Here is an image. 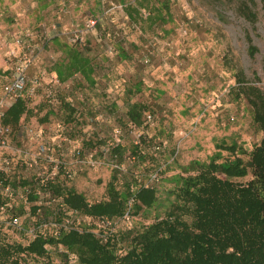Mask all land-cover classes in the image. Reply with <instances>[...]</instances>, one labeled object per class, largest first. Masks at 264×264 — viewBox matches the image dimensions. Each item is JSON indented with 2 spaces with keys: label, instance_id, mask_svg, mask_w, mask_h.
<instances>
[{
  "label": "rangeland",
  "instance_id": "374dc122",
  "mask_svg": "<svg viewBox=\"0 0 264 264\" xmlns=\"http://www.w3.org/2000/svg\"><path fill=\"white\" fill-rule=\"evenodd\" d=\"M243 1L156 0L157 6L150 8L153 0H141L143 8L146 9L144 12L149 13V16L141 13L144 19L142 30L147 34L145 39L150 36L147 43L159 47L162 41L169 38L164 34L173 32L172 38L177 42V46L185 48L183 53L175 56V63L179 62L177 72L165 65L163 73L158 76L153 86L145 83L143 90L139 91L127 87L120 92L118 89L109 91L110 86L115 88L120 82L125 85L128 78L134 79L137 74L136 68L132 71L127 70L126 65L121 64L117 57V66L121 65L124 68L122 73L114 71L113 74L109 73V76L101 78L98 91L91 88L80 90L87 98H94L97 102H106L105 98L108 96L110 104L114 102L104 109L109 116L108 119L93 122L91 129L104 139L105 145L111 146L115 140L121 141L128 149V153L122 165L119 159L112 158L108 162L107 159L97 158L101 165L88 174L79 176L75 181V187L89 202L106 200L107 187L114 172H118V186L123 188L128 180L126 172L130 167L136 171L137 182L142 181L143 184L155 186L158 191V202L154 207L145 209L143 213L130 217L129 220L118 222L116 224L118 227L114 230H139L152 224L156 218H162L169 208L168 197L174 200L171 190L175 189L178 176L184 168H189L195 163L208 165L215 160L222 163L234 160L235 157L249 161L252 151L263 139V132L254 121L252 106L238 91L237 78L242 73L249 84L260 88L264 93V10L262 0H256L254 9L258 13V20L252 24L240 13ZM166 17L175 20V23H168L156 29L155 20ZM81 28L85 30L86 25ZM152 28L156 30L151 32ZM68 31L66 36L69 38L71 31ZM89 33L90 31L85 34L86 40ZM247 34L250 35L253 45L258 48L255 56L249 53ZM147 43H144V46L148 45ZM130 45L131 43L128 44L124 56L128 62H135V50L130 48ZM67 47L64 46V49ZM169 49L168 43L163 45V49H157L159 53L165 55L160 54L161 63H164L162 58L164 60L167 58ZM49 50L50 55L42 56V60L40 57L41 63L32 71L36 76L42 77L45 71L54 70L55 64L51 66L52 58L58 60L61 57L55 54L58 52L53 48ZM102 64L103 68L107 67L104 61ZM2 75L7 77L8 73ZM148 77L154 78L151 75ZM3 80L6 81L4 77L0 81ZM65 97L66 93H63L61 98ZM40 99L35 98V102L32 101L30 103L32 105H29L34 108L31 109L32 113L29 110L31 117H34L33 120L23 121L21 118L15 129L22 128L25 124L47 123L51 124L52 128L48 129V132H57L58 122L65 124L72 122L64 104L59 106L58 111L61 115L56 117L55 108ZM114 99H117L118 104H115ZM133 104H144L155 114L154 122L141 128H129L127 114ZM120 129L122 136L118 137L116 132ZM143 132L149 138L155 139L157 143H154V146L163 142L166 147L153 155L151 153L147 158L144 157L140 162L131 161L128 159L129 153L134 150L138 136ZM231 146L237 147L236 155L220 149ZM119 165L122 166L119 169L121 171L116 169ZM151 165L153 169H149ZM154 174H157V179L153 178ZM251 179L252 175L249 173L246 177L234 178L233 182L244 184ZM157 205L160 207H156ZM13 208L20 217V230L11 224L14 217L9 212ZM77 218L80 221L78 223L88 228L90 220L83 216ZM33 220L26 215L22 202H18L16 207L15 202H11L8 210L0 212V238L10 243L29 244L35 235L30 231ZM103 230L108 234L107 228ZM95 232L98 233L99 230ZM63 253L61 247L50 248L47 259H32L30 264H47L48 260L49 264H78L75 256L71 255L69 260H66Z\"/></svg>",
  "mask_w": 264,
  "mask_h": 264
},
{
  "label": "trees",
  "instance_id": "16d2710c",
  "mask_svg": "<svg viewBox=\"0 0 264 264\" xmlns=\"http://www.w3.org/2000/svg\"><path fill=\"white\" fill-rule=\"evenodd\" d=\"M255 1L244 0L240 6V13L252 24L258 20ZM262 5L264 10V0ZM246 39L250 55L255 56L258 48L253 45L249 34ZM69 45L86 47V43ZM54 64V71H58L60 80L65 81V76L77 72L83 63L81 56H78L71 65ZM74 65H77V69L73 71ZM67 70L72 72L65 75ZM237 81L238 91L252 106L254 121L264 135V93L249 84L242 73ZM64 105L72 120L75 109L67 103ZM29 110L30 107L19 100L9 109L4 122L17 126L23 115L29 114ZM148 111L144 104H133L127 114L129 128L149 125L144 118ZM87 115L96 118L95 110H90ZM86 122L82 123L85 125ZM75 132L84 134L80 127ZM87 135L100 138L91 128L85 133ZM102 143L105 144L104 140ZM121 143L117 140L112 142L111 160L119 159L122 165L128 149ZM154 143H157L154 138L141 133L139 143L130 151L128 159L140 162L151 153H156L157 146L160 149L166 147L163 142L155 146ZM220 149L233 155L237 152L235 146ZM149 169H153L152 165ZM249 173L252 179L247 183L233 182L234 178L246 177ZM126 176L128 180L120 188L118 172H114L107 187V199L96 202H89L75 187L74 181L66 184L61 180L52 184L55 194L63 199L61 204L64 209L56 205V209L60 207L57 211L50 208L45 215L38 216L36 212L39 206L33 207L34 215L29 218L35 219L32 222V227L36 226L34 238L27 245L0 238V264H30L32 259H47L50 248L60 247L66 260L73 255L78 264H264V137L252 151L249 161L235 157L222 163L215 160L208 165L195 163L184 168L175 189L171 190L174 200L170 197L167 199L169 208L164 216L156 218L143 229L114 230L127 213L133 218L158 202L155 186L137 182L136 171L130 167ZM79 216L90 219L88 228L78 223ZM66 219H73L69 230L65 229ZM105 219L113 222L108 234L103 230L106 228L99 224Z\"/></svg>",
  "mask_w": 264,
  "mask_h": 264
},
{
  "label": "built area",
  "instance_id": "2783aa9c",
  "mask_svg": "<svg viewBox=\"0 0 264 264\" xmlns=\"http://www.w3.org/2000/svg\"><path fill=\"white\" fill-rule=\"evenodd\" d=\"M123 7L121 4L111 5L105 14L109 15ZM144 14L149 16V13ZM98 23V18L89 17L86 29H73L68 42L72 45L85 44L86 32L96 28ZM37 40L38 36L32 30L23 31L12 42L0 36V51L4 54L8 73L0 93V212L8 210L11 202H15V207L18 202H22L28 217L34 215L32 209L36 206H39L36 212L38 216L45 215L50 208L53 211L60 207L64 209L61 204L63 199L55 194L52 184L61 180L66 184L74 181L75 184L79 176L101 165L97 158L111 161V146L103 144L102 137L85 136L95 119L87 115L94 108L80 92L85 86L82 74L75 72L69 80L61 81L54 70L45 71L42 77L32 73L38 67L44 49ZM109 51L114 54L116 49L111 45ZM59 59L52 58L51 66L59 62ZM63 93H66L64 99L61 98ZM35 98H41L42 102L54 107L57 114L59 106L67 103L75 109L72 122H58L57 132H48V129H52L51 124H25L22 128L15 129L16 126L4 122L9 109L17 101L22 100L29 106L32 101L35 102ZM144 118L150 124L154 122L155 114L148 111ZM85 120L87 122L84 125L82 122ZM77 127L82 128L84 134L75 132ZM116 135L120 137L122 130H117ZM139 136L136 144L139 143ZM89 142L91 143L86 145ZM159 150L160 147L157 146L156 151ZM121 167L119 165L116 168ZM153 178L157 179V174ZM56 205L60 207L56 209ZM9 213L17 217L13 218L11 224L20 230L17 212L13 208ZM129 219L127 213L123 221ZM72 223L73 219H66L65 229L69 230ZM112 223L105 219L99 224L110 229ZM54 227L57 228L55 225ZM35 230L36 226H33L30 231ZM103 235L106 239V235Z\"/></svg>",
  "mask_w": 264,
  "mask_h": 264
},
{
  "label": "crops",
  "instance_id": "0c3cea01",
  "mask_svg": "<svg viewBox=\"0 0 264 264\" xmlns=\"http://www.w3.org/2000/svg\"><path fill=\"white\" fill-rule=\"evenodd\" d=\"M155 2L156 0L151 2L150 8L157 6ZM120 4L124 6L123 9H116L109 15L105 14L108 7ZM144 10L146 9L143 8L141 0H0V36L12 42L23 31L32 29L38 36L39 41L37 40V42L40 43L42 49L44 48L41 60L42 56L50 55L49 49L51 48L58 52H55V54L61 56L59 65L63 64V66H66L69 63L71 65L75 59H78V56H81L83 64L79 65L80 68H78L77 72H80L84 78L83 82L85 86L82 88H91L97 91L98 87H100L99 80L101 78L109 76V73L113 74L114 71L118 73L124 71L121 65L117 66L116 59L118 57L121 60V64L126 65L127 70L131 69L132 71L133 68H136L137 74L134 79L128 78V84L124 85L123 82H120L115 88L110 86L109 91L118 89L120 92V90L126 87L139 91L140 89L143 90L145 83L152 86L155 85V80L163 73L165 65L169 66L172 71L177 72L179 62L175 63V56L185 51L183 46H177V42L172 38L173 32L164 34L169 38L162 41L159 47L154 46L155 44L151 45L147 43L150 36L145 39L147 34L142 30V22L144 21L142 15ZM91 16L99 19V25L90 30L86 40V47L79 45V47H71L68 41H66L68 40L66 36L69 32L68 30L82 29L81 27L86 25L88 18ZM169 20L170 18L168 17L156 19L154 27L160 29L165 24L175 23V20ZM156 29H153L151 32H154ZM109 42L116 49L114 54H111L109 51ZM163 42L168 43L170 49L167 50L166 61L162 58L161 60L164 63H161L160 54L161 56L165 55L162 52L159 53L157 49H163V45H165ZM130 43V48L132 47L135 50V62H128L124 56L126 55L124 52H127V46ZM144 43L148 45L144 46ZM139 44L142 46H137ZM66 45L68 47L64 49ZM41 60L39 63H41ZM103 61L107 66L106 68H103ZM75 68L77 69V65H74L72 70L74 71ZM72 70L70 72L67 70L68 73L65 75L71 73ZM4 73H6V62L4 54L0 51V80L2 77L6 79V76L2 75ZM56 74L59 75L60 73L57 71ZM73 74L64 75L66 81ZM148 75L154 78L151 79ZM0 82L1 93L5 81ZM108 98L109 96L105 98L106 102H97L94 98H88L89 103L96 112L95 121L108 119L109 116L104 109L114 104V102L110 104ZM114 100L115 104H118L117 99ZM31 109L34 108L30 107V112L32 113ZM33 118L29 113L24 114L22 120L29 121L33 120ZM43 125H47V123Z\"/></svg>",
  "mask_w": 264,
  "mask_h": 264
}]
</instances>
